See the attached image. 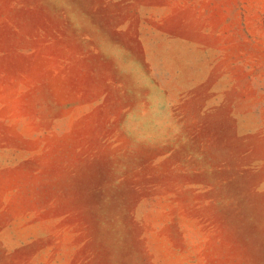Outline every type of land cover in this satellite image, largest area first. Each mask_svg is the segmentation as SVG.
Here are the masks:
<instances>
[{
  "label": "rangeland",
  "instance_id": "1",
  "mask_svg": "<svg viewBox=\"0 0 264 264\" xmlns=\"http://www.w3.org/2000/svg\"><path fill=\"white\" fill-rule=\"evenodd\" d=\"M0 264H264V0H0Z\"/></svg>",
  "mask_w": 264,
  "mask_h": 264
}]
</instances>
